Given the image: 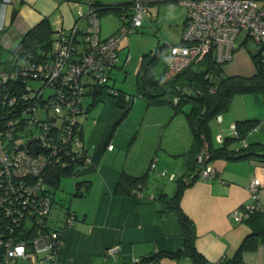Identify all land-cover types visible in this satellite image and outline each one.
<instances>
[{"label": "built area", "instance_id": "built-area-1", "mask_svg": "<svg viewBox=\"0 0 264 264\" xmlns=\"http://www.w3.org/2000/svg\"><path fill=\"white\" fill-rule=\"evenodd\" d=\"M75 2H80L74 0ZM163 0H132L122 9L119 28L101 37L100 18L96 8L87 3L78 11L69 27L59 28L52 42V56L47 60L21 62L11 59L7 68H0V103L17 102L19 89H24L25 106L21 114L4 118L0 126V203L4 205V217L0 224V264H12L14 259H28L33 264H62L58 252L63 244L60 229L41 228L47 223L51 199L43 190V174L49 166L64 167L69 161L82 156L87 164L91 158L88 145L80 135L78 116L84 112L82 94L89 85L106 82V72L130 54L121 58L119 44L122 37L133 33L146 22L152 25V4ZM185 5L186 18L180 41L168 44L164 75L174 77L190 64L210 55L216 63L230 61L237 50L236 39L244 29L247 37L258 45L260 62L264 65V0H175ZM81 22L84 27L80 28ZM16 80H20L21 84ZM38 81L33 86L31 82ZM116 94L117 91L109 89ZM13 94V95H11ZM174 102H178L176 98ZM17 113V112H15ZM13 113V115L15 114ZM221 121V115H217ZM231 129L237 135L235 123ZM262 127L260 121L254 130ZM222 135H218V141ZM246 145V139L241 140ZM108 149L113 148L111 142ZM207 143L198 154L200 177L215 176L213 166L207 162ZM85 150L87 152H85ZM85 153V154H84ZM156 159L150 163L155 170ZM162 175L165 171L160 172ZM172 178V175H170ZM264 182L258 176L249 183L251 200L244 210L233 214L245 217L253 208V200L259 199ZM142 196V192L138 193ZM32 214L38 220L35 235L28 233L22 221ZM68 215L67 224H72ZM22 228L27 238H14V230ZM21 232L19 236L23 233ZM119 247L109 246L105 260L117 257ZM134 258L133 261H138Z\"/></svg>", "mask_w": 264, "mask_h": 264}, {"label": "crops", "instance_id": "crops-1", "mask_svg": "<svg viewBox=\"0 0 264 264\" xmlns=\"http://www.w3.org/2000/svg\"><path fill=\"white\" fill-rule=\"evenodd\" d=\"M130 1L132 0H0V58L3 59L7 52L11 54L25 31L44 17L49 19L51 28L56 32L59 28L71 26L78 11L85 8L87 3L121 4ZM153 10L154 8V13ZM115 14L117 26L107 27L100 22L101 37H106L119 28L120 19ZM83 27L84 22H81L80 28ZM124 47L120 42L122 53L129 52ZM124 64L107 70V83L114 75L113 72L122 70ZM139 65L140 60L136 72ZM107 98L109 105L115 107L110 112L105 109L101 118H95L92 128L89 127L88 114L85 121L82 119L83 139L90 147L92 160L88 164H80L75 173L80 179L78 181H84L87 195L92 192V175L95 173L94 178H100L103 184L96 197L97 208L93 213V222L77 220L66 224L64 221L55 225V228L62 231L63 244L58 252L62 264H104L107 261L104 258L105 250L113 245H117L119 251L117 257L109 262L130 264L134 258L148 253L176 250L182 243L181 226L173 215L163 214L161 209L164 202L160 195H171L175 190L176 179L186 171L182 153L192 143V129L186 119L175 127V115L180 112L174 111L168 120L167 129L160 128L163 124H158L154 126L155 132L152 129L153 134L149 135L150 124L143 126L149 110L155 106L173 108L172 106L150 105L140 97L130 103L123 97ZM126 105L130 106L127 108ZM137 107L141 111L139 116L135 114L133 117ZM223 121L224 116L221 114V121L216 120V123L221 124ZM138 138L141 140L140 144L136 143ZM109 142L113 144L112 149L107 148ZM236 146L237 144H233L231 148ZM158 150L163 153L158 155ZM154 158L156 168L150 171V163ZM211 165L215 169V176L210 179L199 177L185 187L180 205L194 222L196 249L207 261L214 263L223 257L228 259L234 256L236 249L251 232L249 225L233 214V211L244 210L245 205L250 202L249 183L252 177L258 176L264 182V157L232 160L215 158ZM121 171L133 175L148 172L147 182L140 188L142 196L115 192ZM161 171H165V175L168 172L172 175L168 180L175 182L171 186V194L166 190L167 182L159 184L158 177L165 176H160ZM85 188L81 187V190ZM259 204L264 209V187L259 192ZM86 217L88 216L85 215ZM241 260L242 264H264V240L255 249L243 250ZM147 264H192V261L188 257L164 256Z\"/></svg>", "mask_w": 264, "mask_h": 264}, {"label": "trees", "instance_id": "trees-1", "mask_svg": "<svg viewBox=\"0 0 264 264\" xmlns=\"http://www.w3.org/2000/svg\"><path fill=\"white\" fill-rule=\"evenodd\" d=\"M130 3L131 1L121 4H103L98 2H93L90 4L96 8V12L99 17L103 13L112 11L117 13L120 19L122 9L127 7ZM54 34L55 31H53L51 28L49 19L44 17L34 26L25 31L19 42L11 50L10 58H0V68H7V66L11 64V59L21 62L47 60L52 56V42L54 39ZM118 48L119 52L123 54L120 49V44ZM161 49L162 47L159 46L154 51L145 52L141 55L140 65L135 74L134 85L136 91L135 94L137 97L142 98L147 104L170 105L174 108L175 113H184L185 119L193 131L192 143L190 147L182 153L186 162V171L176 179L175 190L171 195H167L166 193H162L160 195L164 202V207L161 209L163 214L173 215L181 226L182 243L181 246L176 250H161L148 253L141 256L138 261H132L130 264H147L154 259L164 256L172 258L188 257L192 261V264H242V251L246 249H255L256 246L264 240V209L261 208L259 199L257 202L255 200L252 201L253 208L245 217L242 218L251 228V232L244 238L240 246L236 249L234 256L228 259L223 257L214 263L207 261V259L196 249L195 225L192 219L189 218L181 208L180 201L185 187L191 185L197 178L200 177V163L198 161V154L205 143H207V149L209 152V158L207 162L210 164L215 158H225L232 160L254 156L264 157V143L247 141L245 146L241 143V140L246 139V135L254 130V127L260 122V120L251 118L235 121L234 123L237 127V135H235L233 132L232 136H222V140L219 141L220 145L218 146H215L212 142L209 125L213 118H216L217 115H221V113L229 108L232 97L236 92H260L264 95V65L260 62L259 53L257 51L252 52L251 58L255 67L253 74L248 76L227 75L223 73L222 66L225 63H216L210 55H206L201 60L190 64L174 77L167 78L164 73L161 76L156 77L153 71L161 54ZM125 53L126 52H124V54ZM121 63L126 62H124L122 59L115 66ZM16 82L21 84L20 80H16ZM104 84V87L108 85L107 82H104ZM93 86V99L89 103L91 105L95 104L104 92H107L108 95L114 96L115 98L123 97V99L129 103L134 100V98H131L129 95H122V93H120L118 89L116 90L113 85H110L108 86L109 88L106 87L105 89L103 88V85L100 84ZM110 88L113 90L115 89L117 93L114 94L109 91ZM85 91L82 95L85 94ZM23 92L24 89H19L18 92L14 93L18 98L14 105H9L8 102L0 103V126H4L3 119H7L8 115L13 117L16 114H21V110L26 104L22 98ZM176 98L178 99V102H174ZM79 104H81L82 108L84 109L83 96ZM185 105L188 106L187 109L183 108ZM129 106L130 105H126L127 108ZM89 108V106L86 107L84 111H88ZM13 113L15 114L13 115ZM78 122L80 126L79 132L83 138L82 121L79 119V116ZM236 140L239 141V144H237L236 147L231 148V144ZM89 148L90 147L88 146V153L92 160ZM85 152L87 151L85 150ZM91 160L88 163H90ZM84 162L85 159L80 156L69 161L64 167H59L58 165L49 166V168L45 170L43 174L45 188L43 191L47 193L51 199V209L54 205L55 199L48 188V183L58 186L61 175L69 173L74 174L77 167L80 164H85ZM147 179L148 172L142 175H133L126 171H121L115 186V192L117 194L133 193L138 195V193L141 192L140 188H143L147 182ZM83 182L84 181H76L75 194H83L84 190H86V186H84L85 184ZM81 187H84L85 189L80 190ZM3 212L4 205L0 203V224H2V219H5ZM68 215H73V218L76 217V214L70 210H68L67 216ZM37 220V218L30 214L22 221V224H26L27 229L33 227L29 230V232L27 231L29 234L33 232L32 230H35V226H37ZM42 227L59 229L52 227L49 224V216L47 223L41 225V228ZM21 232H23L22 228L14 230L13 237L18 239H26L28 237V233L24 229V232L19 236ZM35 233L36 231L33 232L34 235ZM1 255L2 253L0 251V260L2 259ZM18 259H14L12 264H16ZM104 264L123 263H112L106 261Z\"/></svg>", "mask_w": 264, "mask_h": 264}, {"label": "rangeland", "instance_id": "rangeland-1", "mask_svg": "<svg viewBox=\"0 0 264 264\" xmlns=\"http://www.w3.org/2000/svg\"><path fill=\"white\" fill-rule=\"evenodd\" d=\"M152 9L154 8V13L152 17V25L146 22L138 31L131 33L122 37L121 46H125L124 50L129 51L131 59L124 64V67L120 71H114L111 79L108 81V85L103 88L114 85L116 90L118 89L122 95H129L131 98L137 101V95L135 94V73L136 68L139 63L140 57L143 53L154 51L157 47L161 46V54L157 60L156 66L154 68V75L156 77L161 76L164 73L165 58L168 52V44H176L180 41L181 32L184 20L186 18V7L185 5L179 3L175 0H163L154 2ZM108 15V16H107ZM107 16V17H106ZM101 23L107 27L117 26L116 14L112 11L103 13L101 16ZM120 21V20H119ZM121 23V21H120ZM120 25V24H119ZM237 43L243 41L244 43L238 45L232 59L226 62L222 67L223 71L227 75H245L248 76L253 74L255 71L254 63L251 58L252 52H256L258 45L255 44L250 37H247V31L242 30L236 39ZM121 54V58H123ZM10 52H7L2 58H10ZM33 86L38 85V81L31 82ZM99 87V86H98ZM93 85H89L86 88L85 94L83 95V105L84 109L90 107L87 113L83 112L79 115V119L82 121L88 114L89 127L92 128L95 123V118H101V113L103 114L105 109L107 112L113 110L110 106L109 98L107 92L102 95L107 94L105 97L100 96L97 102L93 105L89 104L93 99ZM109 88V87H108ZM103 89V90H104ZM114 97V96H111ZM115 98V97H114ZM140 101V99H138ZM91 105V106H90ZM187 105L183 108L187 109ZM141 111L138 107L135 108L133 117ZM174 109L171 107H154L149 110L146 114V118L143 122L145 124H150L148 128H151L149 135L155 132V127L159 124H163L160 128H168V120L174 114ZM224 116V121L221 124L216 123V118H213L210 122V134L213 144L216 146L219 144L218 135L221 133L222 136H232L233 130L231 129V122L237 120L246 119H258L262 122V127L256 130H252L246 135L248 142H264V95L260 92H236L231 100L229 108L221 113ZM139 116V114L137 115ZM174 118V117H173ZM176 122L173 124L175 127L185 121L184 113L180 112L175 115ZM227 119H232L229 121ZM83 121V123H84ZM155 126V127H154ZM173 127V126H172ZM153 129V132H152ZM152 138V137H150ZM140 138L137 139L136 143L140 144ZM233 144H239V141H234ZM137 145V144H135ZM163 153L158 150V155ZM78 169L75 170L77 173ZM168 172V171H167ZM74 174H63L60 177L58 186H54L52 183H48V188L51 191L52 196L55 199L54 205L52 206L49 215V224L52 227H56L60 223L66 220L68 210L76 213L77 217H74V221H86L93 222L94 211L97 208V195H99L102 188V182L100 178L93 176V186L90 195H87L88 191L83 192V194H75V182L80 180L77 175ZM161 176V174H160ZM165 177V178H164ZM164 177H158L159 184L167 182L166 190L170 192L171 186L175 185V182H169L170 173L168 172ZM81 190V189H80ZM172 192V191H171ZM170 192V194H171ZM85 215L88 217L85 218ZM16 264H33L28 259H18Z\"/></svg>", "mask_w": 264, "mask_h": 264}]
</instances>
